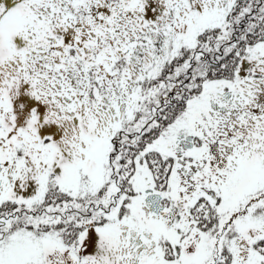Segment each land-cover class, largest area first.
Returning a JSON list of instances; mask_svg holds the SVG:
<instances>
[{
    "label": "snow or ice",
    "instance_id": "1",
    "mask_svg": "<svg viewBox=\"0 0 264 264\" xmlns=\"http://www.w3.org/2000/svg\"><path fill=\"white\" fill-rule=\"evenodd\" d=\"M0 264H264V0H0Z\"/></svg>",
    "mask_w": 264,
    "mask_h": 264
}]
</instances>
